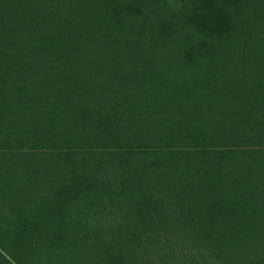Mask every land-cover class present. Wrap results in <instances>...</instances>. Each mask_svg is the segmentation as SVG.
I'll return each mask as SVG.
<instances>
[{
	"label": "trees",
	"instance_id": "trees-1",
	"mask_svg": "<svg viewBox=\"0 0 264 264\" xmlns=\"http://www.w3.org/2000/svg\"><path fill=\"white\" fill-rule=\"evenodd\" d=\"M0 264H264V0H0Z\"/></svg>",
	"mask_w": 264,
	"mask_h": 264
}]
</instances>
